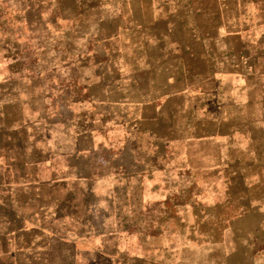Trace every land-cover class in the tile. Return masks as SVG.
Segmentation results:
<instances>
[{
	"label": "crops",
	"instance_id": "1",
	"mask_svg": "<svg viewBox=\"0 0 264 264\" xmlns=\"http://www.w3.org/2000/svg\"><path fill=\"white\" fill-rule=\"evenodd\" d=\"M99 1L90 7L98 32L76 41V52L62 60L76 66L82 123L48 125L28 86L0 79V264H77L69 263L77 245L68 238L92 237L99 225L105 235L120 236L127 215L136 232L155 204L178 205L185 233L187 206L207 198L212 204L202 175L214 172L198 165L196 144L219 142V127L225 141L233 140L230 113L236 104L251 108V89L236 85L251 72L236 68L235 44L243 62L251 55L264 61V43L249 37L264 27L259 2L215 0L213 9L203 0ZM220 14L233 36H220ZM16 102L17 133L8 123ZM200 128L209 134H197ZM172 188L179 190L175 202ZM187 188L196 191L194 201L181 194Z\"/></svg>",
	"mask_w": 264,
	"mask_h": 264
},
{
	"label": "rangeland",
	"instance_id": "2",
	"mask_svg": "<svg viewBox=\"0 0 264 264\" xmlns=\"http://www.w3.org/2000/svg\"><path fill=\"white\" fill-rule=\"evenodd\" d=\"M95 1L5 0L0 5V24L3 27L0 31V74L3 77L0 79L11 85L20 83L28 86L29 99L38 105V113L48 125L51 119L60 123L71 118L77 124L83 122L84 110L80 103L83 94L75 75V63L62 60L76 52V41L98 32L92 30L90 24L94 20L91 19L90 7L96 4ZM218 1L219 6L225 2ZM253 1L259 2L264 11V0ZM195 2L198 4V0ZM97 3L114 6L115 0ZM214 4L215 0L202 2L204 7L213 9L216 7ZM35 8H38L36 13ZM56 12L58 24L54 18ZM77 13L78 18L74 19ZM48 18L55 22L52 29L46 28ZM221 18L226 20V14L219 15L220 36H233L232 29L224 28ZM50 21L48 24L51 25ZM249 37L264 43V27L252 30ZM252 46L248 45L247 50L256 51L257 47ZM240 50L241 47L235 44L236 68L243 74L246 70L251 74L247 78L242 76L244 79L240 78L236 85L251 89L247 96L251 108L242 109L236 104L230 113L236 123L233 131L228 132L233 133V140L225 141L221 135L226 129L219 127V142L207 139L196 144V152L200 156L198 165L214 172L202 175L208 180L202 193L212 199V204L207 198L203 204L187 206L185 233L183 222L179 220L182 212L174 204L170 207L152 205L136 232L131 228L135 224L131 215H127V220L119 225L123 229L120 236L114 232L105 235L99 228L102 225L97 224L99 226L94 227L92 237L68 238L69 244L77 245L74 260L69 263L264 264V61L259 62L257 56L251 55L247 62H243ZM56 84L59 85L57 92L54 89ZM238 100L237 97L235 101ZM51 102L58 103L51 105ZM15 104L18 102L9 108L8 123L14 128L12 132L17 133L19 108ZM196 132L201 136L209 134L204 128ZM187 179L190 184L192 177ZM171 192L172 202H175L178 198H173V194L178 195L179 190L172 188ZM182 192L188 202L194 201L190 197L195 190L187 188ZM195 216L197 220H194ZM117 224L112 222L110 227L116 229L119 227ZM134 233L135 237L132 236ZM144 234L150 237H143ZM163 234L166 237L161 236ZM64 240H59L60 246L65 244Z\"/></svg>",
	"mask_w": 264,
	"mask_h": 264
}]
</instances>
